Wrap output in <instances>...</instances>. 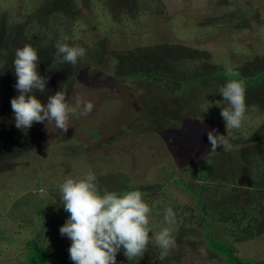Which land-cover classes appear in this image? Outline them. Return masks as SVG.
<instances>
[{
  "label": "rangeland",
  "instance_id": "rangeland-1",
  "mask_svg": "<svg viewBox=\"0 0 264 264\" xmlns=\"http://www.w3.org/2000/svg\"><path fill=\"white\" fill-rule=\"evenodd\" d=\"M63 29L71 33L67 41ZM58 41L97 45L98 57L60 63ZM26 44L37 50L38 73L47 78L45 93H33L42 104L57 91L70 106L77 98L94 104L87 116L70 114L67 132L54 121L15 127L13 60ZM220 64L243 78L264 70V0H0V264H24L23 243L31 239L52 257L68 250L71 241L59 228L69 214L58 186L89 172L101 193L134 188L151 209L147 252L129 261L121 248L117 264H224L202 240L199 202L214 239L229 242L237 258L264 261V191L254 186L264 166V80L245 88L241 128L226 129L219 88L228 81L215 78ZM137 72L181 81L212 76L176 97L171 83L132 79ZM211 129L231 148L210 154ZM199 171L208 173V184L224 187L192 197ZM222 206L251 213L229 227L213 217ZM169 207L177 209L174 224L164 221ZM165 227L177 247L161 258L154 238Z\"/></svg>",
  "mask_w": 264,
  "mask_h": 264
},
{
  "label": "clouds",
  "instance_id": "clouds-1",
  "mask_svg": "<svg viewBox=\"0 0 264 264\" xmlns=\"http://www.w3.org/2000/svg\"><path fill=\"white\" fill-rule=\"evenodd\" d=\"M63 39L67 41L69 38L65 36ZM56 49L61 57L60 63L73 66L86 55L84 48L66 42L58 41ZM39 59L37 50L28 44L15 52L14 87L19 95L10 101L15 127L27 130L34 123L54 121L57 129L67 132L70 114L87 116L94 104L77 98L75 105L70 106L63 91L48 96L47 104H42L33 94L46 91L47 78L37 70ZM219 94L228 105L220 112L225 128L240 129L247 112L244 85L239 80H229L219 88ZM206 135L211 145L210 154H215L218 147L231 148L226 136L216 129L207 130ZM58 188L60 202L69 214L59 233L71 241L68 253L73 264H117L116 256L121 248L129 261L138 260L147 252L148 245L153 242L148 228L151 209L144 202L142 192L101 193L97 178L91 172L82 178H68ZM164 221L167 224L176 222L172 208L166 209ZM154 242L163 250L161 258L177 247L176 237L168 227L156 234Z\"/></svg>",
  "mask_w": 264,
  "mask_h": 264
},
{
  "label": "trees",
  "instance_id": "trees-1",
  "mask_svg": "<svg viewBox=\"0 0 264 264\" xmlns=\"http://www.w3.org/2000/svg\"><path fill=\"white\" fill-rule=\"evenodd\" d=\"M106 1L107 0H105V2ZM124 11H125V9L120 11V12L124 13ZM59 34L63 38L65 36H67L69 38V35L71 33L68 30L63 29L59 32ZM97 44H99V43H97ZM96 46L97 45L93 46L92 48H86L85 49L88 57H98V52L94 51V49L98 48ZM197 68H199V67H197ZM197 72H199V71H197ZM231 73H233L232 70H229V69L225 68L224 65L220 64L216 68L215 78H221L224 81H229V80H233V79L239 80L240 82H242V84L244 85L245 88L258 86L259 83L262 80H264V70L262 72L257 73L252 78H243L239 75H231ZM211 76L212 75L200 73V74H198V78H194V81H191V79L186 80V81H181V80H177L175 78L168 77L161 72L160 73L155 72V73H151V74H146V73L143 74L141 72H137V73L133 74L131 76V78L138 80V81H146L148 84L153 83V82H164L166 84L171 83L174 86H170V88L168 87L170 90V93L173 91H176L174 93V95L176 97H179V96L183 95L184 88L186 85L191 84L192 82H200V81H206V80L211 81ZM170 122H172V121H170ZM0 131H2L1 128H0ZM202 166L204 168H206L209 166V163L208 162H202ZM187 171L190 172L191 176H194V173H192L191 168H188ZM256 174L258 176V179L257 178L255 179L254 186H256L257 194H259V192L264 191V182H263L264 166H262L259 169V171L257 170ZM165 176L168 178V175H165ZM197 178L200 180V183H199V185H197L198 188L195 191V193H191V196L198 199V200H199L200 196L202 195L203 191H207L210 188L211 193L216 194V190L220 191L224 187V184L219 183V181L215 182V184H213V185L208 184L210 182L209 181V175L205 171H199ZM229 180L234 181V178H230ZM227 181H228V179H227ZM193 184L194 183H191L189 186H192ZM128 191H136V190L134 188H130L126 191H122V192L120 191V192H118V194H123V193H126ZM196 205H197L196 206L197 210L200 213L199 218L196 219V220H198L197 224L200 225L204 230L202 240L207 245V247L210 251L220 255L224 259V264H264V261H253V260L247 259V258H243V259L237 258L235 256V248L229 242H227L225 240L223 242H221V241H217L216 239H214L211 236L210 230L206 226L207 222H208V219H207L208 214L205 210V207L202 206L200 202ZM182 210H184V212L187 211L186 208H183ZM173 212H176V214H177V209H175ZM250 213L251 212L249 210H247L244 206L235 207L233 209H229V207H227V206H222L221 208H219V210L217 211V213L213 217H215L216 221H218V222H220V221L226 222L227 226L230 227V225L232 223L238 222V224H241L240 222L243 219L249 218L248 215H250ZM236 216H238L237 220H236ZM247 226L250 227V220H248ZM243 229L246 230L244 226H243ZM23 244H24V249H25L24 264H73V262L69 258L68 250H61L58 254H56L54 257H52L46 253L43 243H41L39 241L31 239V240L26 241Z\"/></svg>",
  "mask_w": 264,
  "mask_h": 264
}]
</instances>
